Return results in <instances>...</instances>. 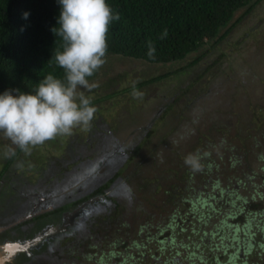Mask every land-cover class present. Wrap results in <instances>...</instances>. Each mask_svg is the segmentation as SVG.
<instances>
[{"label":"rangeland","instance_id":"obj_1","mask_svg":"<svg viewBox=\"0 0 264 264\" xmlns=\"http://www.w3.org/2000/svg\"><path fill=\"white\" fill-rule=\"evenodd\" d=\"M244 10L245 8L240 9L234 15L233 20L238 18ZM207 48L210 47L202 46L197 52L189 54L183 60L165 65L149 64L141 60L117 56L105 57L106 63L97 71V76L89 80L90 84L95 83L99 87L93 88L91 91L78 87L79 92H83L86 97H92V106L97 109L94 119L91 121L90 130L83 131L81 128H75L70 136H58L37 146L32 150L31 155L21 152V155H24L22 157L26 160L24 162L21 160L12 161L8 165L6 173L4 172L8 183L0 186L2 189L0 190V204L4 205L5 202L17 205L24 203V197L32 195L33 190L30 188L33 189L39 185L43 186L42 190L47 189L48 191L55 185L65 188H72L71 184L81 186L74 188V195L82 189H95L98 184L108 183V179L114 178L117 172V168L114 167L118 163V170L124 169L121 176H125L128 181L125 184L122 179L117 180L121 184L119 190L123 191L118 190L119 194L123 196L126 193V186L129 183V186L134 188L142 186L148 193L150 185L157 184L156 180H160L163 174L168 175L174 171L178 180V177L189 169L184 164L186 155L197 150L207 151L209 143H218L221 145L217 144L213 151H216L215 158L218 157L220 167L223 163L225 164L223 166L229 169V157L232 155H239L246 160L243 167L223 172L216 171L213 172V175L210 174L211 177L220 178L222 186L229 184L230 181L232 185L229 187L238 188L245 196H250L255 190L260 192L262 197L256 202L260 201L262 203L260 207L264 209V168H262L263 163L257 161L260 160L257 159L258 154L264 152V0L260 1L225 40L215 45L213 49L210 48L211 50L208 52H206ZM200 55L202 58L193 63V60ZM183 67L184 71L177 72ZM163 75L167 77H163L158 82L143 84L150 78ZM134 81H138L135 87L143 93L140 99H134L131 95ZM140 82L142 85L138 86ZM3 136V133L0 132V173L8 162L4 157L5 149L16 147L12 145L11 141L5 143ZM253 139L257 140L256 146L251 147ZM157 154L163 156L161 164L157 163ZM130 158H133L131 171H127L129 164L126 160ZM87 159H93L99 169L95 166V169L91 170V164H89L90 167L83 166L84 170L80 175L81 165L87 163L88 166ZM248 161L250 163L253 161L251 164L255 174L249 172L250 163ZM18 164L23 166L20 167ZM204 164V171H206L207 165ZM84 174L87 175V179L83 177ZM248 175L252 177H246L247 182L242 183V180L238 182V177ZM129 176L130 179H128ZM211 177L204 176L202 178V181L199 182L200 190H202L203 184L208 186L207 191L211 189ZM111 192L112 196L114 192ZM212 192L215 193L217 190L213 189ZM57 195L62 197L58 192ZM57 195L54 196L57 197ZM74 195L67 196L66 194L65 198L63 197L62 205L74 200L72 199ZM194 195L196 197L197 193ZM234 197L233 194L221 195L219 200L225 201V208H220L219 212L211 211L212 215L205 218V220L213 222L211 235H209L210 231L205 234H196V229L200 226L199 223V226L193 225L194 234L185 231L183 234H187L186 236L180 235L175 240H180L181 243H184V240L186 242L193 240V245H196L201 234L206 243V240L216 238L218 233L216 230L220 229L219 219L223 213H234L237 210V205H241L240 199H236L234 206L229 204V200ZM120 199L119 203L131 202L127 195L123 200ZM153 199L158 204L165 206V209L167 208L168 205L162 203L165 200L164 196H154ZM96 204H101L97 198L95 201L92 200V206ZM185 205V203H181V209H187ZM151 208L149 207V210ZM91 209L92 207L89 206L87 210ZM71 210L72 208L70 213L64 212L57 216L56 224L59 221L60 224L62 223L64 215H67L68 218V215L76 212ZM203 211L206 212V207L203 208ZM162 213L163 215L156 214V211L151 212L153 217L155 215L154 218L151 217L153 225L163 221L166 224L167 220H163L166 217V212ZM245 214L244 210L237 212L238 216H244L248 221H253L252 224L255 223L257 229L252 226V231L257 233V230L263 226L264 211L260 216L256 213H249L246 216ZM97 217H99V213L94 217V223ZM146 217L144 216L143 220ZM75 220L73 223H76ZM193 220L195 219L189 217L186 222L184 221L183 225L187 223L186 229ZM226 221L235 223V219H226ZM150 231H154V228ZM239 231L241 229L237 232ZM165 235L167 233H163L162 237ZM237 235L229 252L226 250L223 252L220 247L218 248V257L213 254L215 251L209 252L207 249L201 251L202 245L198 247V250L191 244L190 250L188 248L187 252L194 255L189 254L188 260L182 261V264H240L242 258L245 259L254 254L256 250L254 239L264 242L262 237L264 232L262 235L260 233V236L257 233L256 237H252L253 240H242L239 239V233ZM145 236H148L147 233ZM68 239L70 237L64 238L61 244L63 249L66 245H72L73 239ZM216 240L217 238L214 239V241ZM112 241V238H107L101 248L104 250L112 247ZM247 241L251 242L253 246L248 247ZM168 242L169 240L162 242L149 240L145 245V251L152 257L151 261L146 264L154 262L155 264H171L170 255L175 247L168 248L170 247ZM158 245L161 247L159 248ZM11 248H15V246H10L8 249L11 250ZM176 249L179 250L180 247L177 246ZM48 251L51 250L48 249ZM92 252H95V249H92ZM183 253L182 250L179 255L182 256ZM47 255L50 257V252ZM195 256H201L202 259L199 260ZM87 263L95 264V255ZM258 263L264 264L263 261H258ZM38 264L49 263L43 259Z\"/></svg>","mask_w":264,"mask_h":264},{"label":"trees","instance_id":"obj_2","mask_svg":"<svg viewBox=\"0 0 264 264\" xmlns=\"http://www.w3.org/2000/svg\"><path fill=\"white\" fill-rule=\"evenodd\" d=\"M252 1L106 0L107 4L112 8L113 14H120V19L112 21L109 25L106 57L117 56L141 60L149 64L165 65L183 60L189 54L197 52L202 46L208 45L213 49L215 45H218L230 35L231 31L254 10L261 0ZM243 8L245 10L242 14L233 20L234 15ZM60 11L61 5L58 0H0V94L9 89H19L22 92L34 94L38 83L46 75L51 73L57 78H64V70L56 64L54 58L55 51L57 49L62 50L63 44L62 38L56 35L55 30L53 32L54 28H59L57 21ZM24 13L29 14L26 19L24 18ZM165 30H167V35L162 39L161 36ZM149 42L156 50L154 58L148 56ZM210 48H207L206 52L211 50ZM202 55L194 59L193 63L199 61ZM184 70L185 68L183 67L177 72ZM96 76L97 71L91 77H88V80H92ZM163 77L167 76L153 77L144 81L143 84L158 82ZM141 85L142 82L138 86ZM124 91H127V89H124ZM13 94L15 95L16 93ZM253 140V144H250L251 147L253 145L256 146L257 140ZM217 144H208L209 148H207V151L211 152V156L203 161L207 165L206 171L193 173L188 169L178 177V180L176 173L169 171L168 175L163 174L160 177L162 181L157 179V184L150 185L148 193L142 186L134 188L129 186V183L126 186L128 191L126 190L123 196L119 194V191H123L119 190L121 184L117 180L122 179L125 184L128 181L125 176H121L124 169L118 170L119 163L116 164L114 168H117V172L114 178H106L108 183L98 184L95 189L79 190L76 195L72 191V195H74L72 199L74 200L70 203L58 205L54 210L42 216L34 217L27 222L31 226H27L25 229H22V226L26 225V222L19 225V231L22 234H19L17 238L21 239L23 237V239L27 238L30 240L38 237L48 226H58L60 221L57 224L55 222L57 216L64 212L70 213L71 208V211H74L78 206L85 204L87 200L94 197L99 199L101 203L95 206H92L91 203L82 207L80 211L76 210L77 212L72 214V222L76 219V223H69L65 231L48 236L37 247L29 249L28 252H21L18 257L29 264H38L43 259H46L49 264H88L87 262L94 255L95 264H146L151 261L152 257L145 251L146 243L149 240L156 242L169 240L168 246L170 247L168 248L173 249L175 247L170 255V263L182 264V261L188 260L189 254L194 255L191 252H187L188 248L190 250L191 244L196 249L202 245L201 251L207 249L209 252L215 251L213 254L217 255L219 254L217 252L219 247L221 251L225 252L226 250L229 252L236 236H238L237 233L240 235L239 239L242 240H253L252 237H256L257 233H259L258 236H260V233L262 235L264 222L261 229L257 230L256 233V231H252V226L256 228L255 223L252 224L253 221H248L244 216L240 217L237 215V212H242L243 210L246 212L245 216L249 213H256L259 216L263 214L264 209L260 207L262 203L260 201L256 202L257 199H261L262 194L255 190L250 196H245L241 194L238 188L229 187L232 185L230 181L228 182L229 184L222 186L220 178L214 179L211 177L213 172L215 173L216 171L223 172L243 167V163L246 160L239 155H232V157H229V169L225 168L223 163L220 167V162L217 160L218 157L215 158L216 151H213ZM220 145L218 144V146ZM15 150L16 155L7 158L8 162L4 165L0 178L3 177L4 172L6 173L9 168L8 165L12 161L21 160L24 162L26 160L22 157L24 155H21L19 148L15 147ZM158 153L160 154V152ZM262 154L264 152L258 154L257 159L260 160L257 161L263 163L262 168H264V159L260 158ZM156 157H158L157 163L161 164L160 156L157 154ZM132 159L126 160L129 164V170L127 171H131ZM87 161L88 166L87 163L81 165L80 175L83 173V166L90 167L89 164H91V170L95 169V166L98 168V164H95L93 159H87ZM251 163L248 166V170L255 174ZM209 165H211V168L208 167ZM126 168L128 169V166ZM204 176L212 178V185L209 191L206 189L208 187L206 184L202 185V190L199 188V182L202 181ZM83 177L85 179L88 178L86 174ZM246 177L250 178L252 176L238 177V182L240 180H242V183L247 182L245 180ZM128 179H130V176ZM204 180L207 181V179ZM71 185L81 187L75 184ZM213 189H216L217 192H212ZM54 190H59L58 193H61V187L58 185H55L49 191L47 189L42 191L48 193ZM109 191L114 192L112 196L108 194ZM195 193H197L196 197ZM223 194L227 196L233 194L235 196L229 200L230 205L234 206L236 199L241 200V205H237V210L234 213H223L221 219H219L220 229L216 230L218 231L217 240L214 241L216 238L210 239L213 241L206 240V243L202 234L207 231H210L209 235L213 233V222L211 223L205 218H209L212 215L211 211L219 212L220 208H225V201L219 200ZM125 195L130 197L132 203L129 201L119 203V199L122 198L120 200H123ZM154 196H164L165 200L162 203L167 204L169 207L167 206L165 209V206L158 204L153 199ZM179 199L181 200L179 201ZM129 203L131 204L129 205ZM181 203H185L187 209H181ZM89 206L92 207L91 210H87ZM149 207L152 210H149ZM205 207L206 212L203 211ZM152 211L162 215L163 211L166 212V217L163 219L167 220L166 224L163 221L153 225V219L151 220V217H153ZM98 213L99 217L95 218L94 223V217ZM144 216L147 217L143 220ZM189 217L195 220L190 222L191 224L186 229L187 223L186 225H183V223ZM226 219H235V223L227 222ZM33 222L36 223L33 224ZM194 224L199 226L196 229V234L202 233L196 245H193V240L190 242L184 240V243H181L180 240H175L180 235L186 236L187 234H183L185 231L194 234ZM207 225L209 226L207 227ZM153 228L154 231H150ZM239 229L241 231L237 232ZM146 233L148 236H145ZM163 233H167V235L162 237ZM65 237H70L68 240L73 239V242L72 245H66L63 249L61 244ZM262 237L264 238V236ZM107 238H112V247L103 250L101 247H103V243ZM222 240L224 241L222 242ZM253 242L256 244L254 254L245 259L242 258L240 264H259L258 261H263L264 263V242L262 243L258 239H254ZM246 245L248 247L253 246L248 241ZM177 246L180 247L179 250L176 249ZM158 247L160 248L161 246L158 245ZM48 249L51 251H48ZM92 249H95V252H92ZM182 250L184 253L180 256L179 253ZM49 252L50 257L47 255ZM51 252L53 253L51 254ZM168 254H170L169 251ZM235 256L238 258L237 255ZM195 257L199 258V260L202 259L201 256ZM203 260L206 259L203 258ZM152 264H155V262Z\"/></svg>","mask_w":264,"mask_h":264},{"label":"clouds","instance_id":"obj_3","mask_svg":"<svg viewBox=\"0 0 264 264\" xmlns=\"http://www.w3.org/2000/svg\"><path fill=\"white\" fill-rule=\"evenodd\" d=\"M58 3L59 28L53 32L62 38L63 44L54 58L64 70V78L50 73L38 83L34 94L19 89L0 94V132L25 155H31L34 148L58 136L72 135L75 128L90 130L97 109L92 106V97H86L78 87L89 91L99 87L90 84L88 77L106 63L109 25L120 19V14H113L106 0H58ZM28 15L24 13V18ZM166 35L167 30L161 38ZM155 51L149 42L148 56L154 58ZM137 82H133L131 93L134 99L143 96L135 87ZM15 155V148L7 147L4 151L6 159ZM210 156V151L197 150L185 156L184 164L193 173H200L205 169L203 161ZM260 158L264 159V154ZM160 159L163 162L162 154Z\"/></svg>","mask_w":264,"mask_h":264},{"label":"flooded vegetation","instance_id":"obj_4","mask_svg":"<svg viewBox=\"0 0 264 264\" xmlns=\"http://www.w3.org/2000/svg\"><path fill=\"white\" fill-rule=\"evenodd\" d=\"M3 137L5 143H8L10 141L5 136ZM6 183L8 182H7V177L5 176L4 173L3 177L0 178V186L5 185ZM42 187L43 186L41 185L33 189L29 187L31 190H33L32 195L31 196L28 195L27 198L24 197V203L22 202L19 205L13 203L12 204L7 203V202H5L4 205L0 204V264H15V263L21 264L22 262L23 264H29L18 257L19 254H21V252H16L15 248H11V250L8 249L10 246L12 247L17 242L25 243L27 241L32 240V239L28 240L27 238L23 239V237L21 239L17 238L19 234H22L19 231L20 229L19 225L31 221L34 217L42 216L43 214L52 211L58 205L59 206L62 205L63 197L66 194H72V191L75 188V186H73L72 188H65L63 186H60L61 193L59 194L62 197H58L57 192L59 190H54L48 193H44L41 189ZM93 188H95V186H93ZM67 189L70 190L66 191ZM108 194H110V191L108 192ZM54 195H57L58 198L55 197ZM90 200L91 202H89ZM92 200L95 201V197L87 200L85 204L78 206L77 209H75L74 211L76 210L80 211V208L82 209V207H84L85 205L91 204ZM26 211L28 212L24 214ZM35 223L36 222H33V224ZM27 226H31V224L27 223L26 225H23L22 229H25V227Z\"/></svg>","mask_w":264,"mask_h":264},{"label":"water","instance_id":"obj_5","mask_svg":"<svg viewBox=\"0 0 264 264\" xmlns=\"http://www.w3.org/2000/svg\"><path fill=\"white\" fill-rule=\"evenodd\" d=\"M89 202H91V200ZM76 212H74V213H76ZM72 220H73L72 214L68 215V218H67V215H64L63 221H62V223L60 225H58V226H49L46 230L42 231V233H40L38 235V237H35L34 239H32L30 241H27L25 243L17 242L15 245H13V246H15L16 252H28L29 249H31L33 247H37V245L42 240L47 238L48 236L54 235V234H58V233H60L62 231H65L67 229L69 223L72 222Z\"/></svg>","mask_w":264,"mask_h":264}]
</instances>
